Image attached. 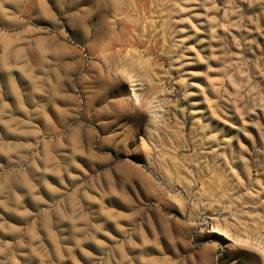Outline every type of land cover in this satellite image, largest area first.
<instances>
[{"label":"rangeland","instance_id":"374dc122","mask_svg":"<svg viewBox=\"0 0 264 264\" xmlns=\"http://www.w3.org/2000/svg\"><path fill=\"white\" fill-rule=\"evenodd\" d=\"M0 264H264V0H0Z\"/></svg>","mask_w":264,"mask_h":264},{"label":"bare ground","instance_id":"6f19581e","mask_svg":"<svg viewBox=\"0 0 264 264\" xmlns=\"http://www.w3.org/2000/svg\"><path fill=\"white\" fill-rule=\"evenodd\" d=\"M106 36H107V35H106ZM104 37H105V36H104ZM99 39H100V38H99ZM104 40H105V38H104ZM106 80H108V78H107ZM104 81H105V79H104ZM105 82H106V81H105ZM103 84H104V83H103ZM105 84H106V83H105ZM104 87H105V86H104ZM81 148H82V147H80L79 150H81ZM77 150H78V149H77ZM79 154H81V152H79Z\"/></svg>","mask_w":264,"mask_h":264}]
</instances>
